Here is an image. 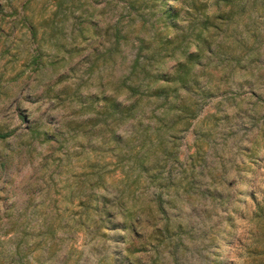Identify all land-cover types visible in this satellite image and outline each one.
<instances>
[{
  "label": "rangeland",
  "instance_id": "obj_1",
  "mask_svg": "<svg viewBox=\"0 0 264 264\" xmlns=\"http://www.w3.org/2000/svg\"><path fill=\"white\" fill-rule=\"evenodd\" d=\"M192 1L218 9L0 0V264H264V0L217 36L232 58L214 45L216 65L198 68L194 117L144 98L132 119L102 112L103 97L127 98L141 46L179 32L171 21L186 29ZM126 209L148 217L136 232ZM153 215L178 233L129 254Z\"/></svg>",
  "mask_w": 264,
  "mask_h": 264
},
{
  "label": "trees",
  "instance_id": "obj_2",
  "mask_svg": "<svg viewBox=\"0 0 264 264\" xmlns=\"http://www.w3.org/2000/svg\"><path fill=\"white\" fill-rule=\"evenodd\" d=\"M247 1L213 0L218 9L211 14L206 12V3L196 4L194 1L189 3L190 10L186 12L188 14L186 29L177 27L178 25L170 20L172 22L170 26L175 30L179 29V32L171 37L165 35L155 47L141 46L132 62L128 76L120 83V88H124L128 94L127 98L124 102H118L116 98L103 97L102 112L111 118V121L123 122L135 116L139 101L144 98L148 102L161 100L160 107L167 106L169 110L183 112L182 116L194 117L198 109V99L192 94H199L203 97L207 94L201 89L198 68L208 67L210 64L216 65L212 62L214 45L217 47V53L222 54L224 58L222 60L232 58L228 47H224L223 44L217 45V36L225 31L224 27L233 23L234 16H242ZM192 12L198 14L193 15ZM247 26L248 23L245 21L244 27ZM144 49H147V52L143 53ZM166 58L173 59V62L164 66L162 60ZM258 96L261 97L259 94ZM129 99L132 101L126 103ZM191 105L194 109H191ZM7 135V133H0V138H5ZM157 207L159 212H163L161 203ZM259 209L264 217V207H259ZM156 216L153 215V231L147 235L146 241L142 242L140 247L135 248L132 242L128 241L126 251L129 254L133 255L143 250L146 245H155L158 248L178 233L174 231L170 233L167 225L158 226ZM122 217L123 228L130 233L136 232L148 219L142 215V211L137 209H126L122 212ZM126 260L123 264L139 263L138 257L135 256L130 258V255H127Z\"/></svg>",
  "mask_w": 264,
  "mask_h": 264
}]
</instances>
